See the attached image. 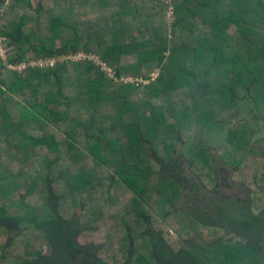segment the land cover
Listing matches in <instances>:
<instances>
[{
    "label": "trees",
    "instance_id": "obj_1",
    "mask_svg": "<svg viewBox=\"0 0 264 264\" xmlns=\"http://www.w3.org/2000/svg\"><path fill=\"white\" fill-rule=\"evenodd\" d=\"M0 37V264H264L263 0H0Z\"/></svg>",
    "mask_w": 264,
    "mask_h": 264
},
{
    "label": "rangeland",
    "instance_id": "obj_2",
    "mask_svg": "<svg viewBox=\"0 0 264 264\" xmlns=\"http://www.w3.org/2000/svg\"><path fill=\"white\" fill-rule=\"evenodd\" d=\"M33 4L34 6H37L39 4V0H33ZM167 17L170 21V18L172 17L171 14H167ZM5 50V47H4V43L2 42V40L0 39V57H2V51ZM6 51V50H5ZM158 75V73H154V75L152 76V78H156ZM141 82V81H140ZM243 112H241V117H239V120H242V121H245V122H248L251 127H252V130L253 132L255 133V138L257 140H264V125L263 123H256L254 122L255 118H256V115H255V112H252L251 110V107L248 106L246 103H244V106H243V109H242ZM248 113V114H247ZM252 113V114H251ZM238 120H234V122L236 123ZM214 155V154H213ZM215 156V155H214ZM216 157V156H215ZM185 167H187V170L184 171V175L187 176V177H191V172L188 170V166L185 165ZM184 167V168H185ZM186 169V168H185ZM218 169L219 170H222V176L223 178L225 179V183L228 184L229 186H231L230 188L226 189L225 186L223 188H221V192L223 194H227V195H230V194H236V196H242V199H248V196L246 194V192L242 193V187L239 186V184H234L232 179H231V170L227 167H224L222 164H218ZM254 200V204H253V210L255 212H258L261 210V208H263V204H264V193L261 191V190H256L254 191V193L252 194L251 196ZM257 199H261L262 201L261 202H257L256 200ZM184 206V202L179 206ZM181 208H178V210H180ZM176 221H171V227H170V230H171V234L172 236L175 238V240L177 241V245H180V247L184 248H192L191 247V244L192 242H194L195 245H198V246H206V245H209L210 244V239H207L204 235L202 237V235H199V234H196L194 236H192L190 239V241H186L183 239V235H182V238L179 237L173 230V228L176 230L177 228L179 229V225H177L175 223ZM32 235L34 237H37V234L34 232L32 233ZM222 238V242H225V244H227V241H230L232 243H235V242H242L243 240L241 238H239L238 236L236 235H233L232 233H229V232H225L224 236L221 237ZM216 240V239H215ZM7 241V237L6 236H0V254H1V249L3 247V245H5ZM36 241H38L39 244H42V242L39 240H37L36 238ZM214 241V240H213ZM219 241V240H218ZM217 242V240H216ZM243 243V242H242ZM43 248L46 251V246L43 245ZM200 253V252H199ZM199 255V254H198Z\"/></svg>",
    "mask_w": 264,
    "mask_h": 264
},
{
    "label": "built area",
    "instance_id": "obj_3",
    "mask_svg": "<svg viewBox=\"0 0 264 264\" xmlns=\"http://www.w3.org/2000/svg\"><path fill=\"white\" fill-rule=\"evenodd\" d=\"M264 1V0H263ZM172 11H171V16H172ZM0 39L2 40L3 42V39L0 37ZM2 59L4 61H6V55H5V50L2 51ZM71 60L73 61H76V62H79V61H93L95 64H97L98 66H102L103 69L107 72V73H110L111 71L108 70L106 68L105 65H102L99 58L93 56V55H86V54H79L77 56H74V57H70ZM56 65V62L55 60H47V61H39V62H32V63H23V64H20V65H17V66H9V68L11 69H15V70H18V71H23L25 69H27L29 66H39V67H54ZM142 82V81H141ZM139 80H126L125 83L127 84H134V83H141Z\"/></svg>",
    "mask_w": 264,
    "mask_h": 264
},
{
    "label": "flooded vegetation",
    "instance_id": "obj_4",
    "mask_svg": "<svg viewBox=\"0 0 264 264\" xmlns=\"http://www.w3.org/2000/svg\"><path fill=\"white\" fill-rule=\"evenodd\" d=\"M229 188H230V186H229Z\"/></svg>",
    "mask_w": 264,
    "mask_h": 264
}]
</instances>
